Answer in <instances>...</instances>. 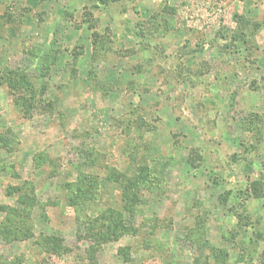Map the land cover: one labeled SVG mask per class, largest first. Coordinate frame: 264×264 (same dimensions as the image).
Segmentation results:
<instances>
[{
  "label": "rangeland",
  "instance_id": "rangeland-1",
  "mask_svg": "<svg viewBox=\"0 0 264 264\" xmlns=\"http://www.w3.org/2000/svg\"><path fill=\"white\" fill-rule=\"evenodd\" d=\"M0 264H264V0H0Z\"/></svg>",
  "mask_w": 264,
  "mask_h": 264
},
{
  "label": "trees",
  "instance_id": "trees-1",
  "mask_svg": "<svg viewBox=\"0 0 264 264\" xmlns=\"http://www.w3.org/2000/svg\"><path fill=\"white\" fill-rule=\"evenodd\" d=\"M28 90H30V88L28 87ZM32 92V91H31ZM33 96L30 95V97H25L24 98V102H27L28 100L32 99ZM31 106V104H30ZM34 107V106H33ZM31 111H26V114H30ZM137 173H138V176H137V180L138 182H144L145 181V177L144 175L145 174H148L149 173V170L146 169V168H141V169H137ZM79 184H83L82 181H79ZM129 186H134V183H132L130 181L129 183ZM128 188V187H127ZM78 189V188H77ZM78 190H81L82 189H78ZM129 190V188H128ZM81 191L79 192V195H81ZM137 192V191H136ZM135 192V194L137 195V193ZM131 193V191H126L124 192V200L128 201V203H130V209L128 210H131V212L133 211V204L135 203V199L137 198L136 195ZM110 210V209H108ZM105 216V215H103ZM106 216L108 217V219H110L109 223H106L105 224V231L103 230H99V231H94L93 230V227H91V233L90 235H88L89 239L91 240H96V241H99V242H104V241H107V239H112V238H118L119 236H122L126 231H127V226L124 225L123 223V219H122V216H121V213H118V212H114L113 209L110 210V214H106ZM119 218V219H118ZM99 218L96 217V222H98ZM50 239L49 237L47 238V242H48V245L51 247V250H58L59 248L57 247V244H58V241L56 237H51V240H48ZM54 240V242H53ZM58 248V249H57Z\"/></svg>",
  "mask_w": 264,
  "mask_h": 264
}]
</instances>
